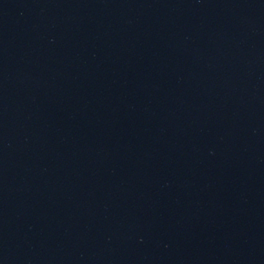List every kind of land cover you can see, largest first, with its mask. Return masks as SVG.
Listing matches in <instances>:
<instances>
[{
	"label": "water",
	"instance_id": "water-1",
	"mask_svg": "<svg viewBox=\"0 0 264 264\" xmlns=\"http://www.w3.org/2000/svg\"><path fill=\"white\" fill-rule=\"evenodd\" d=\"M0 264H264V0H0Z\"/></svg>",
	"mask_w": 264,
	"mask_h": 264
}]
</instances>
